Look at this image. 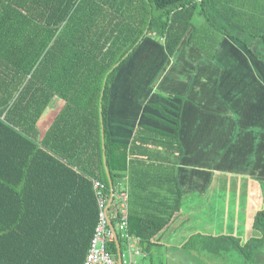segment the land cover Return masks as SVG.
<instances>
[{
	"label": "trees",
	"instance_id": "trees-1",
	"mask_svg": "<svg viewBox=\"0 0 264 264\" xmlns=\"http://www.w3.org/2000/svg\"><path fill=\"white\" fill-rule=\"evenodd\" d=\"M258 18L264 22V0H0V264H83L98 215L91 179L109 187L103 159L114 188L129 174L126 232L143 251L154 246L180 214L181 107L173 116L153 104L175 124L172 134L139 125L121 142L108 131L111 84L147 37L167 57L186 42L213 60L227 36L264 64ZM54 94L62 105L41 134L38 122ZM162 162L171 165L172 199L135 207L142 195L135 184ZM142 165L148 169L136 181L131 171ZM251 224L259 236L193 233L184 247L264 264V194ZM116 233L122 252L123 232ZM107 249L116 259L113 241Z\"/></svg>",
	"mask_w": 264,
	"mask_h": 264
},
{
	"label": "crops",
	"instance_id": "crops-1",
	"mask_svg": "<svg viewBox=\"0 0 264 264\" xmlns=\"http://www.w3.org/2000/svg\"><path fill=\"white\" fill-rule=\"evenodd\" d=\"M256 20L259 22L258 25H263L264 28V22L259 18ZM143 43H145L144 49L149 47V50L154 52L155 48L150 47L154 46L153 44L142 42V45ZM156 48L165 55L167 63L160 67L156 76L153 73L144 85L141 82L146 79L145 76L137 79L136 75L140 73L139 69L144 67L146 57L139 56L137 60L134 54L132 60H128L124 67H121L123 72L126 71L123 82L118 83L117 78L111 84L107 111L109 134L116 140L129 143L134 129L139 125L152 127L166 134L173 133L172 127L175 124L165 118L159 108L154 107L153 104H160L163 112L173 116L176 115L171 111L177 110V105L181 107L178 133L184 152L175 166L177 181L182 192L180 214L154 239V246L143 251L138 244L145 254L144 257H137L138 264H162L160 259L163 256L175 259V253L171 248H185L184 244L189 236L200 230H203L202 234H218V231L212 228L211 230L205 228L210 215L209 207L217 202L220 208H217L218 210L215 208V211L220 212L222 204L226 202L224 206L226 210L221 212L222 215L225 213L227 217L230 216L229 202L227 204V199H224L226 196L229 201V192L222 189L227 190V183L232 177L242 178L243 182L252 185L264 181V157L260 137L252 143L243 136L245 129L251 128L253 133L262 129L261 124L258 123L260 112L258 110L256 112L259 107L251 106L245 117L232 115L231 107L229 109L230 94L219 97L213 91V87H222L214 78L232 69L230 63L233 62L230 61H236L240 70L243 64H247L249 68L253 66L254 70L263 77L264 64L241 43L227 36L223 38L213 60L207 59L186 42L181 43L171 57L166 56L162 46ZM184 71L189 73L184 76ZM190 72L193 74L190 75ZM152 79L156 82L150 87ZM252 82L257 83L255 80ZM136 87L138 88L135 90ZM180 97L183 99L179 102ZM249 118L253 119L244 123V119ZM170 166V163L166 162L154 163V168L148 169V166L142 165L131 171L132 177L137 181L135 173H140V169L149 170L147 172L149 177L145 175L135 184V188L142 193L140 198L131 199L135 207L143 209L145 203L152 206V202L148 203L149 199L158 202L162 198H171L166 182L167 177H171ZM237 173L239 175L236 176ZM119 184L127 191L129 203L131 187L128 173L123 174ZM157 208L162 206L159 205ZM186 226L191 230L186 233L187 238H178L180 231H184ZM164 247H167L165 251L162 250ZM173 262L179 261L176 259Z\"/></svg>",
	"mask_w": 264,
	"mask_h": 264
},
{
	"label": "rangeland",
	"instance_id": "rangeland-1",
	"mask_svg": "<svg viewBox=\"0 0 264 264\" xmlns=\"http://www.w3.org/2000/svg\"><path fill=\"white\" fill-rule=\"evenodd\" d=\"M143 42H146V44L148 45L153 44L156 47L162 46L160 43H158L156 39H154V37H147L144 39ZM144 44L145 43H143V45L141 44V46L135 50L129 60H132L134 54L137 56V60L139 56L143 58L146 57V60L144 61V67H141L139 69L140 73H137L136 75L137 79L143 78L145 76L144 78L146 79L141 82L145 85V82L149 81V77L152 76L153 73H155L156 76V72L159 71L160 67L165 64L166 57L159 49L152 45L150 47L155 48L154 52H152V50L150 51L149 47H146L144 49ZM230 62H233L230 63L232 69H230L229 72L218 74L214 78L215 82H218L219 85L222 86L221 88L213 87L214 94L219 97L227 96L230 94L229 96H231V101L229 104V109L231 107V114L235 116L241 115V117H245V113L251 108V106L254 105L255 108L259 107V109H256V112L257 110L260 112L258 123L261 124L262 129H260L257 133H253V130L251 128L245 129V134H243V136L252 143L253 140L258 139L260 137L261 149L263 150L262 156L264 157V77L260 76L257 73V70H254L252 64H250L252 66L250 68L247 67V64H243V68L240 70L237 63H235L236 61ZM245 65L246 67H244ZM122 68L118 71L115 77V79L118 78V83H122L126 77V71L123 72ZM184 72V76L189 73L188 71ZM190 73V75L193 74V72ZM153 79L150 82V87L156 82V80H154L153 82ZM252 80H255L257 83L254 84ZM137 88L138 87H136L135 90ZM163 95L168 97L166 93H163ZM180 101L181 100L179 99V102ZM61 105L62 100L56 94H54L51 97L38 122V128L41 134L49 126ZM250 119L253 118L244 119V123H246V121ZM237 175L239 174L237 173L236 176ZM227 184V190H222L229 192V201L226 196L224 197V199H227V204L229 202L228 207L230 216L227 217L225 213L224 215H222L221 212V210H226L224 207L226 205V202L222 204V208L221 210H219L220 212L215 211V208H220V204H217V202H215L209 207L210 215L208 216L209 218H207L208 221L205 225V228H208L209 230H211L212 228L213 230L218 231V234L230 233L233 235H239L244 239L246 237L259 236V233L251 227V223L254 212L262 206V195L264 194V181L252 185L249 182H243L242 178L232 177L230 182H228ZM212 222L215 223L212 224ZM189 231H191L190 228L186 226L184 231H180L178 238H187L185 235H187L186 233H189ZM202 231L203 230H200L196 233L201 234ZM189 247V249L180 247L171 248L173 253H175V259H172L173 257L169 259V257L163 256L160 261L162 262V264H168V262L170 261L173 264L175 263L173 262V260L176 259L179 262L175 264H253L244 261L241 254L236 253L234 251L223 253L222 256H220L219 258L213 254H210L205 249L200 248L198 245ZM165 248L167 247H164L162 250L165 251ZM260 254H263L264 258V248H262ZM172 256H174V254ZM124 259L125 261H127L128 257L125 256ZM134 260L136 261L137 258L135 257ZM258 264L263 263L259 262Z\"/></svg>",
	"mask_w": 264,
	"mask_h": 264
},
{
	"label": "built area",
	"instance_id": "built-area-1",
	"mask_svg": "<svg viewBox=\"0 0 264 264\" xmlns=\"http://www.w3.org/2000/svg\"><path fill=\"white\" fill-rule=\"evenodd\" d=\"M92 188L97 198L98 215L97 223L93 230L88 251L83 264H116L115 257L107 249L108 243L113 241L108 228L107 219L117 218L115 230L123 232L122 238L125 240V249L121 252L122 264H138L134 260L136 257H144V252L137 246L138 238L130 236L127 230L128 196L127 191L121 184L113 187V199L110 206L106 208L110 189L99 180L91 179ZM114 209V211H113ZM125 256L128 260L125 261Z\"/></svg>",
	"mask_w": 264,
	"mask_h": 264
},
{
	"label": "water",
	"instance_id": "water-1",
	"mask_svg": "<svg viewBox=\"0 0 264 264\" xmlns=\"http://www.w3.org/2000/svg\"><path fill=\"white\" fill-rule=\"evenodd\" d=\"M118 65H119V63L114 64L112 69H114ZM102 93H103V90H102L100 96H102ZM99 112H100V121H102V119H101V106L99 107ZM100 132H101V138H102V148H104V146H103V125L102 124L100 125ZM103 157H104V152H103ZM103 162H104V166H105L108 186H109V189H110L108 203H107L106 208H105V209H107L110 206V204L112 202V199H113V184H112V181H111V179L109 177V174L107 172L104 159H103ZM107 223H108V228H109V230L111 232V235H112V238H113V242H114L115 248H116V264H122L121 250H120V246H119V242H118V238H117V233H116V230H115L116 226L113 225L112 222L109 219H107Z\"/></svg>",
	"mask_w": 264,
	"mask_h": 264
}]
</instances>
